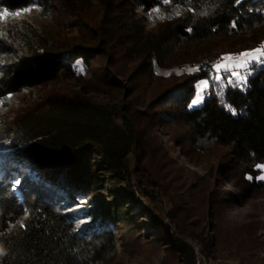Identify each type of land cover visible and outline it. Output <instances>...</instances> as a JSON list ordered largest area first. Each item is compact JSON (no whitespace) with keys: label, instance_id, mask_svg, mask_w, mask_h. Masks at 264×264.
<instances>
[{"label":"trees","instance_id":"16d2710c","mask_svg":"<svg viewBox=\"0 0 264 264\" xmlns=\"http://www.w3.org/2000/svg\"><path fill=\"white\" fill-rule=\"evenodd\" d=\"M38 3L54 16L47 34L23 32L21 47L0 36V99L53 82L62 89L17 116L1 136L2 148L29 144L0 157V264L18 252L17 264H104L115 252V226L127 229L130 249L165 251L162 264H194L186 238H201L214 252L215 238L202 237L197 222L187 220L199 208L171 197L167 207L142 189L144 177L158 185L160 147L151 149V129L181 125L188 142L229 148L248 191H264V180L256 179L264 174L257 167L264 166V65L254 63L243 86L229 83L228 74L212 79L216 60L264 42V0H0V8ZM135 5L159 8L166 22L146 29ZM202 79L210 81L209 94L190 108ZM68 83L84 88L71 92ZM84 89L125 96L101 103ZM102 171L125 192L107 200ZM140 194L153 225L148 235L130 208ZM209 204L213 216L221 203Z\"/></svg>","mask_w":264,"mask_h":264},{"label":"rangeland","instance_id":"374dc122","mask_svg":"<svg viewBox=\"0 0 264 264\" xmlns=\"http://www.w3.org/2000/svg\"><path fill=\"white\" fill-rule=\"evenodd\" d=\"M38 2H42V0H38ZM28 7H31L30 12L22 13L20 16L9 15L6 19L0 20V36L14 41L16 47L23 45L18 40L23 35V32L47 34L54 24V16L45 11L41 3ZM134 8L136 13L142 18L146 29L156 28L166 22L167 15L163 12L154 11V9L144 12L136 5ZM20 10L13 9L8 11L11 13ZM94 12L95 9L92 8L88 11L91 15H94ZM212 46L210 45V47ZM200 50L201 48L193 49L191 52ZM240 53L227 54L221 59L216 60L213 64L214 74L212 79L220 82L228 74L227 81L229 82L230 78L235 81V77L231 76L232 71L245 74L247 69L232 68L228 70L221 68L217 72L214 67L220 63L225 65L232 63L240 57ZM228 57H231V60L226 59ZM9 59L7 57L4 60ZM217 75L221 77L220 80L216 79ZM119 81L124 83L125 80L119 77ZM203 81L208 82L207 87L203 86ZM66 86L67 90L71 92L82 91L84 88L74 83H68ZM209 87L210 81L207 79L197 82L192 102L197 98L198 93L201 94L202 98L196 105H192L191 102L190 108L198 107L203 103L204 95L208 92ZM59 89H62L61 84L53 82L41 87L26 89L20 93L12 94L5 99H0V145L3 143L1 142L2 134H4L17 116L41 104L45 97L57 93ZM201 89H203L202 92ZM83 94L101 103L109 100L119 102L125 96L123 91L117 92L116 90H113L110 95L100 90L92 91L91 89L87 91L84 89ZM126 99L128 100V98ZM152 126L151 140H149L150 147L151 149L160 147L158 160L155 158L157 167L160 165V171L156 177L158 185H148V180L144 177L142 178V189L152 191L155 197L164 200L166 204L168 203V198L171 197L180 205L186 204L191 209L199 208L201 214L193 213L187 220L189 222H197L199 228L195 229V231L200 233L202 237L212 236L215 238V251L211 253L215 259L220 260L232 256H240L244 252L262 255V252H264V191H248L249 184L244 181L242 175L239 173L238 165L231 158L229 148L212 143L198 145L195 141L188 142L182 137L187 129L181 125L164 126L153 123ZM28 144L24 143L17 147L8 148L0 146V157L5 158L9 153L17 149H23ZM13 164L18 165L19 163L13 161ZM32 173L41 178L37 171ZM99 176L102 180L105 194H107V200L125 192L122 182L111 180L104 171ZM41 179L47 181V179ZM100 197L102 195L97 196L98 199ZM210 200L215 205L216 203H221V205L217 206L218 210L213 216L210 214ZM146 205V197L140 194L139 203L134 204L131 201L130 208L134 215L141 216L144 233L148 235L153 231V225L151 216L142 213L141 208ZM167 207H169L168 204ZM92 212L91 210L90 213ZM111 230L115 240V252L110 260L104 264H162L164 258L167 256L165 251L159 252L154 249L142 250L140 247L130 249L127 240L130 234L127 229L122 226H115ZM194 239L200 240L204 247L201 238H186L185 242L189 244ZM262 258L258 262L264 264V257Z\"/></svg>","mask_w":264,"mask_h":264},{"label":"snow or ice","instance_id":"6c2138e0","mask_svg":"<svg viewBox=\"0 0 264 264\" xmlns=\"http://www.w3.org/2000/svg\"><path fill=\"white\" fill-rule=\"evenodd\" d=\"M161 2L163 4H168L170 2V0H161ZM235 2L238 5L242 2V0H235ZM30 11H31V7H25L23 9H21L20 11L11 12V13L6 8L0 9V20L6 19L9 15L20 16L22 13H26V12H30ZM154 11H159V8L154 9ZM179 14H180L179 12L176 13V15H179ZM201 15H208V12H203V13H201ZM160 18H163V17H160ZM232 27H236L235 21L233 22ZM189 31H191V29H189ZM262 57H264V44H262L259 48H256L254 50L240 53V57L237 58L232 63H229L227 65L220 63V64L215 65L214 67L217 70V72H219V70L221 68H226L228 70H230L232 68L247 69L248 71L246 72V74H241L240 72H237V71L231 72V76L235 77V83L243 86V85H246L247 76L251 75V68H252L253 64L259 63V64L264 65V59H262ZM226 59L231 60V57H228ZM220 78L221 77L219 75L216 76L217 80H220ZM229 83H233V80L231 78L229 79ZM202 84L204 87H207L208 82L203 81ZM202 91H203V89H201V92ZM201 98H202L201 94L198 93L197 98L195 100H193L192 105L198 104L200 102ZM232 114L233 115L236 114L234 109L232 110ZM257 167L264 170V166L258 165ZM247 178L252 179V177H247ZM256 179L264 180V174L257 176ZM20 184H21V180L19 178H16L14 180V183H13V189L15 190V188L17 186H19ZM26 218L27 217H25V219ZM17 223H19L21 228L25 227V224L23 223V221H18ZM4 255H5V253H4L3 249L0 248V258H2Z\"/></svg>","mask_w":264,"mask_h":264},{"label":"crops","instance_id":"0c3cea01","mask_svg":"<svg viewBox=\"0 0 264 264\" xmlns=\"http://www.w3.org/2000/svg\"><path fill=\"white\" fill-rule=\"evenodd\" d=\"M262 257H264V255L254 254L251 252H244L240 256L237 255L229 258L220 259L217 261V264H261L258 261H261V259H263Z\"/></svg>","mask_w":264,"mask_h":264},{"label":"bare ground","instance_id":"6f19581e","mask_svg":"<svg viewBox=\"0 0 264 264\" xmlns=\"http://www.w3.org/2000/svg\"><path fill=\"white\" fill-rule=\"evenodd\" d=\"M194 241L199 245L201 246V250L204 251L205 254H202L200 255L199 257V254L197 252V246L196 244H193V243H189L190 247L193 249V252H194V256H195V260H194V264H211L213 261H214V264H217V259H215L211 253H207L204 248H203V244L200 240L198 239H194ZM262 255H264V252H262ZM18 256H19V252L16 254V256L14 257V259L10 262V264H17V259H18Z\"/></svg>","mask_w":264,"mask_h":264},{"label":"built area","instance_id":"2783aa9c","mask_svg":"<svg viewBox=\"0 0 264 264\" xmlns=\"http://www.w3.org/2000/svg\"><path fill=\"white\" fill-rule=\"evenodd\" d=\"M208 94L209 93L207 92L206 95H208ZM191 243L196 244V246H197V252L199 254V257H200V255L205 254L204 251L201 250V246H199L194 240L191 241ZM200 264H202V263H200ZM211 264H214V261Z\"/></svg>","mask_w":264,"mask_h":264}]
</instances>
